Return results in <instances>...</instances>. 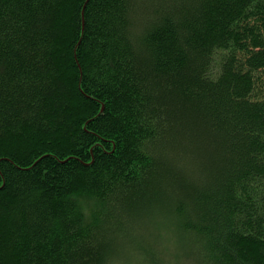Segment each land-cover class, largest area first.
<instances>
[{"label":"trees","instance_id":"16d2710c","mask_svg":"<svg viewBox=\"0 0 264 264\" xmlns=\"http://www.w3.org/2000/svg\"><path fill=\"white\" fill-rule=\"evenodd\" d=\"M0 264H264V0H0Z\"/></svg>","mask_w":264,"mask_h":264}]
</instances>
